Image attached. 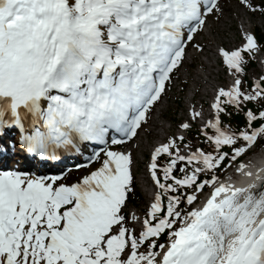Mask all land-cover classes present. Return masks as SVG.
<instances>
[{"label": "snow or ice", "instance_id": "snow-or-ice-1", "mask_svg": "<svg viewBox=\"0 0 264 264\" xmlns=\"http://www.w3.org/2000/svg\"><path fill=\"white\" fill-rule=\"evenodd\" d=\"M234 7L264 17V0H0V154L83 158L71 180L0 169V264H264V40ZM233 15L241 42L212 49ZM189 49L229 81L159 130L136 210L134 150Z\"/></svg>", "mask_w": 264, "mask_h": 264}, {"label": "rangeland", "instance_id": "rangeland-1", "mask_svg": "<svg viewBox=\"0 0 264 264\" xmlns=\"http://www.w3.org/2000/svg\"><path fill=\"white\" fill-rule=\"evenodd\" d=\"M233 12L239 15L243 19V23L246 28H254L259 30L262 39L264 40V17L260 15H255L249 20L246 17H243V12L241 9L233 8ZM241 20L237 19L235 15L227 16L222 19L220 23H214L210 21L209 27H211L210 32H206L204 35L211 41V48H215L217 45H223L225 47L231 48L240 41V26ZM203 37H200L202 39ZM189 54L191 59L188 61L187 65L192 63L194 60L193 55H198L195 58L192 68L189 67L182 70L180 74V79L175 83L168 95L161 101L157 106L153 114L152 121V131L150 134L146 135L141 134V146L138 149L134 150V168L137 166V177H136V188L141 194V200L138 203H134L133 207L136 210H143L145 207L148 198L143 194V172L145 165L141 163L142 158H147L148 155V146L156 139L162 138L160 129L166 128L169 131H176L174 124L178 120H183L186 117L185 107L192 103H195L197 107L201 102H209V92L212 90L211 85L216 84L217 82L222 84H227L229 77L215 64H218L217 56L214 52H210L205 55L196 54L192 49H189ZM206 65H210L209 69L205 68ZM201 66H203L201 68ZM253 68H258V64ZM252 68V69H253ZM250 69V70H252ZM195 80L198 81V86L195 84ZM182 81H187V86L181 94ZM195 96L191 100L193 94ZM208 104V103H207ZM207 108L205 111H207ZM156 134V136H154Z\"/></svg>", "mask_w": 264, "mask_h": 264}, {"label": "trees", "instance_id": "trees-1", "mask_svg": "<svg viewBox=\"0 0 264 264\" xmlns=\"http://www.w3.org/2000/svg\"><path fill=\"white\" fill-rule=\"evenodd\" d=\"M259 37L261 38V36L259 35ZM231 123L234 127L236 126H241L242 125V117L239 115H234L231 119Z\"/></svg>", "mask_w": 264, "mask_h": 264}, {"label": "bare ground", "instance_id": "bare-ground-1", "mask_svg": "<svg viewBox=\"0 0 264 264\" xmlns=\"http://www.w3.org/2000/svg\"><path fill=\"white\" fill-rule=\"evenodd\" d=\"M210 29H211V27H210ZM195 84L197 86L199 85L197 80H195ZM154 136H156V134ZM143 194H145V196L148 198V190L147 189H143Z\"/></svg>", "mask_w": 264, "mask_h": 264}]
</instances>
